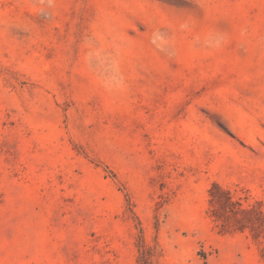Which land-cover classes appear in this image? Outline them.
<instances>
[{
  "label": "rangeland",
  "instance_id": "rangeland-1",
  "mask_svg": "<svg viewBox=\"0 0 264 264\" xmlns=\"http://www.w3.org/2000/svg\"><path fill=\"white\" fill-rule=\"evenodd\" d=\"M0 264H264V0H0Z\"/></svg>",
  "mask_w": 264,
  "mask_h": 264
},
{
  "label": "clouds",
  "instance_id": "clouds-1",
  "mask_svg": "<svg viewBox=\"0 0 264 264\" xmlns=\"http://www.w3.org/2000/svg\"><path fill=\"white\" fill-rule=\"evenodd\" d=\"M160 35H161L160 33L154 34V38H153L154 44L157 43V41L160 39ZM222 40H223L222 36L214 37L213 42H212L213 46H218L222 42Z\"/></svg>",
  "mask_w": 264,
  "mask_h": 264
}]
</instances>
